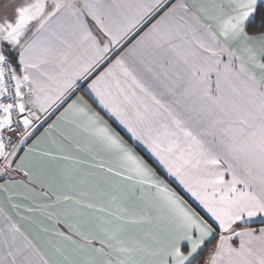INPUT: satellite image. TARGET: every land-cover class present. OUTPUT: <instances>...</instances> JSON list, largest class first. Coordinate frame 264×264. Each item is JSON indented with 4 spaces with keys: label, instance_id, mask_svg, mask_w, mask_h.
Here are the masks:
<instances>
[{
    "label": "snow or ice",
    "instance_id": "6c2138e0",
    "mask_svg": "<svg viewBox=\"0 0 264 264\" xmlns=\"http://www.w3.org/2000/svg\"><path fill=\"white\" fill-rule=\"evenodd\" d=\"M0 181V264H264V0H0Z\"/></svg>",
    "mask_w": 264,
    "mask_h": 264
},
{
    "label": "crops",
    "instance_id": "0c3cea01",
    "mask_svg": "<svg viewBox=\"0 0 264 264\" xmlns=\"http://www.w3.org/2000/svg\"><path fill=\"white\" fill-rule=\"evenodd\" d=\"M144 30H146V29H144ZM141 34H142V33H141ZM81 94H82V93H81ZM87 98H88V97H86V99H87ZM93 99H94V98H93ZM89 102L92 103V100H90ZM93 107H97V104L94 103V104H93ZM56 115H58V113H56ZM102 115H103V113H102ZM105 118L107 119V116H106ZM52 119H55V115L49 119L48 123H51V120H52ZM109 122H110V123H113L112 120H109ZM46 126H47V124H45L43 127H46ZM113 126L116 127L117 125H116V124H113ZM43 127H41V128L39 129V131L37 132V135H39L40 132L43 131ZM118 130H119V129H118ZM122 134H125V133L122 132ZM125 138L127 139V135H125ZM137 150L141 153V155H144L146 158H148V154L146 153V150L143 149L142 146H141V147H138ZM150 162H151V161H150ZM154 166H157V165H154ZM157 168H158V171H159L160 169H159L158 166H157ZM0 182H2V181H0ZM172 186H173V187H176V184L173 183ZM261 223H262L261 220H260L259 218H257L256 220L253 221L252 226H253V227H259V226H261Z\"/></svg>",
    "mask_w": 264,
    "mask_h": 264
},
{
    "label": "trees",
    "instance_id": "16d2710c",
    "mask_svg": "<svg viewBox=\"0 0 264 264\" xmlns=\"http://www.w3.org/2000/svg\"><path fill=\"white\" fill-rule=\"evenodd\" d=\"M208 247L210 248V247H212V245L210 244ZM206 255H207V250L205 251V256H206Z\"/></svg>",
    "mask_w": 264,
    "mask_h": 264
}]
</instances>
